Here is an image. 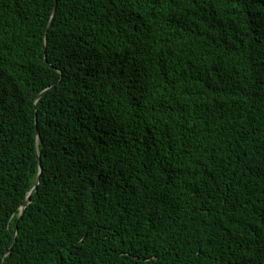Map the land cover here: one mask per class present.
<instances>
[{
    "label": "trees",
    "instance_id": "1",
    "mask_svg": "<svg viewBox=\"0 0 264 264\" xmlns=\"http://www.w3.org/2000/svg\"><path fill=\"white\" fill-rule=\"evenodd\" d=\"M0 264H264V0H0Z\"/></svg>",
    "mask_w": 264,
    "mask_h": 264
},
{
    "label": "water",
    "instance_id": "2",
    "mask_svg": "<svg viewBox=\"0 0 264 264\" xmlns=\"http://www.w3.org/2000/svg\"><path fill=\"white\" fill-rule=\"evenodd\" d=\"M55 7V6H54ZM54 12V11H53ZM53 14V13H52ZM50 23H51V20H50V22H49V24H48V26L50 25ZM43 49H45L44 47H43ZM46 91V89H44V90H42L39 94H38V96L37 97H39V96H41L42 94H43V92H45ZM37 158H38V162H39V156H37ZM41 170V167H40V165H39V171ZM38 177H39V172H38ZM38 177H37V182H38ZM36 182V183H37ZM34 188H35V186H33L31 189H30V191H29V193L27 194V196H26V200L27 201H29V194L34 190ZM24 208H25V205H22L21 207H20V214H22L23 213V210H24ZM16 228H17V226L15 225L14 226V231H13V238L15 237V234H16ZM10 250V248L8 249V251Z\"/></svg>",
    "mask_w": 264,
    "mask_h": 264
}]
</instances>
